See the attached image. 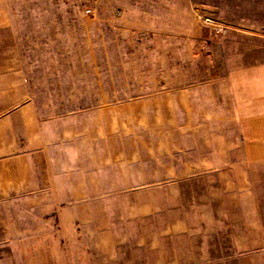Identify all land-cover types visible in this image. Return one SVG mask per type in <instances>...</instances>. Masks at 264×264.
Masks as SVG:
<instances>
[{"label":"rangeland","instance_id":"rangeland-1","mask_svg":"<svg viewBox=\"0 0 264 264\" xmlns=\"http://www.w3.org/2000/svg\"><path fill=\"white\" fill-rule=\"evenodd\" d=\"M218 22L264 30V0H0V224L40 264H264L241 160L177 102Z\"/></svg>","mask_w":264,"mask_h":264},{"label":"crops","instance_id":"crops-1","mask_svg":"<svg viewBox=\"0 0 264 264\" xmlns=\"http://www.w3.org/2000/svg\"><path fill=\"white\" fill-rule=\"evenodd\" d=\"M249 27L214 24V35H208L206 43L199 41L192 51L206 53L207 80L179 87L177 102L205 111L204 121L192 118L190 125L209 127V157L241 160L230 165V172L239 176L230 189L239 191L240 205L250 207L251 218L243 220L257 225L255 245L251 240L240 254L259 255L264 254V30ZM3 227L7 226L0 224V264H40L36 256L44 237L38 231Z\"/></svg>","mask_w":264,"mask_h":264}]
</instances>
